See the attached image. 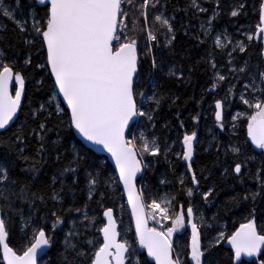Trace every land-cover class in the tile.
<instances>
[{
	"label": "snow or ice",
	"instance_id": "1",
	"mask_svg": "<svg viewBox=\"0 0 264 264\" xmlns=\"http://www.w3.org/2000/svg\"><path fill=\"white\" fill-rule=\"evenodd\" d=\"M220 2L221 0H214L215 9L207 20L208 27L204 23L200 25L205 36L211 31L212 21L222 11ZM246 3L247 0H234L228 15L238 17L246 14ZM167 7L166 0H142L138 6L133 4V0H14V4L0 0V12L16 26L14 31L17 35L13 39H17L28 49L24 64L32 69V74L26 76L23 70L16 69L14 61L6 62L9 60L6 49L13 45L5 44L7 29L0 27V146H3L8 154H14L18 160L23 161L28 167L22 168L21 171L30 174L25 182L20 183L17 190L15 186L18 181L10 174L11 161H8L7 157L0 161V246L3 249L5 264H38V255L47 254L45 250L53 244L52 234L64 223L62 215L53 211L51 215L55 219L51 225V234L46 232L44 227L35 225L31 241L18 254L9 246L7 221L11 212L23 217V208H14L12 198L15 197L30 206L29 221L41 219L47 223L44 216L36 215L40 212L39 205H46L47 200L60 201V193L65 189L73 194L74 200V189L79 184L81 172L87 181V201L91 202L96 198L102 213L100 216H90L87 211L88 203L82 207L66 209L68 212L81 213L83 221L89 223L72 220V229L67 232L63 240V251L59 254L60 264H151L147 257H151L155 264H216L212 252L222 240L231 244L236 261H240L244 255L251 257L261 254L264 249V234L261 233L264 229L258 230L256 202L264 201V151L260 153L262 160L253 172L247 165L251 164L254 158L246 156L240 147H232V153L243 159L225 167L223 174L227 175L231 171L241 183L245 176H249L257 181L258 186L254 191L245 190V194L233 197L231 201L232 207L241 202L252 204L247 223L241 224L239 230L230 236L217 228L218 236L207 245H202L201 228L207 227L210 231L213 225H206L202 216L198 224L195 221V210L190 203L186 209L184 204L174 206L175 197L165 193L153 198L148 204L145 202V189H137L138 174L152 164L143 157L164 155L167 159V151L171 149L162 153L158 137L149 139L151 133L146 135L140 132L136 135L132 129L140 123L141 118L145 124L155 128L157 113L163 102L169 99L175 105L180 99L179 96L166 97L156 91L148 95L140 90L141 67L145 61L150 63L152 70L160 66L156 59V51L161 44L160 37L175 55L173 42L177 38V18L175 15H166ZM187 7L199 13L208 12L198 0H189ZM149 8L153 10L152 19L156 31L153 27L145 29L142 23L148 21ZM25 9L27 18H23ZM38 9H42V14ZM16 10L20 11L21 19H17ZM133 11L138 13V16L129 28L127 21ZM257 11L259 23L254 32L243 33L248 43L237 40L232 44L230 38H227V43H221L219 36L214 37L215 46L224 49L232 44V47L231 51L227 52V75L219 73L214 54H208V63L213 71L212 89L230 78L239 83L241 74L247 73V60L241 66H232L234 52H246L254 41L264 45V0H261ZM130 32L134 35H130ZM188 34L185 27L184 35ZM141 36H144L143 46ZM195 39L200 43L205 42L199 35ZM34 54L37 57L35 63ZM260 56L264 58V49L261 50ZM255 67L257 70L248 74V81L242 85L239 93L235 91L236 84H231L227 93L234 99L238 98L251 110V114L247 116V135L257 148L264 150V68L259 64ZM193 71L192 68L188 69L189 81ZM169 75L181 81L185 79L183 68H173ZM14 81L17 86L13 94ZM26 81L33 85L34 91H39L47 97L34 110L28 106L31 116L38 122L27 133L24 131V125L16 130L10 127L17 113L22 110V101L27 98ZM53 93L55 95H52ZM65 102L69 112H65L62 107ZM226 103L231 104L227 95L224 99L216 100L214 104L215 121L219 122L221 129L224 127L223 109ZM64 116H67L69 131L75 129L84 141L101 146L111 154L118 169V177L108 176L102 165L94 166L89 162L90 149L86 144H73L69 149L64 143V135L59 130L64 123ZM239 116L240 113H237V118ZM40 117L43 119H39ZM54 119H58L60 123L50 127L49 122ZM192 119L199 123L200 116L196 115ZM180 125L183 127V121ZM8 133L11 135H7ZM49 133H55L56 139L53 140ZM30 138H34L37 145L32 155L26 154L25 151ZM197 143L196 131L190 134L185 132L181 156L188 162L190 182L199 185L197 172L192 168ZM47 157H52L53 162L59 165L57 172L51 177V184L48 185L52 188L50 194L33 191L32 188L38 180L41 168L48 162ZM69 177L71 183L66 182ZM120 182L127 192L128 203L135 217V236L138 238L139 248L147 251L143 262L139 249L128 240L120 239L114 207L105 205V200L109 198L108 186L113 183L118 185ZM57 183L60 185L59 189L54 187ZM180 184H184L183 179ZM117 190L112 189L113 192ZM215 191V187H212L202 193L203 200L208 202L209 197H214ZM187 196H193L191 188L187 190ZM103 217L107 218L106 223L103 222ZM98 219L102 224L100 227H96ZM186 221L190 223L191 240L190 251L185 253V257L190 256V260L182 259L181 253L173 247V236L186 228ZM150 222H155L160 227H150ZM166 223L168 226L165 228ZM26 226H29L27 222ZM89 227H96V232L102 235V240L89 233ZM261 264H264V260Z\"/></svg>",
	"mask_w": 264,
	"mask_h": 264
},
{
	"label": "trees",
	"instance_id": "2",
	"mask_svg": "<svg viewBox=\"0 0 264 264\" xmlns=\"http://www.w3.org/2000/svg\"><path fill=\"white\" fill-rule=\"evenodd\" d=\"M6 3H13L14 0H5ZM142 0H133L134 5H139ZM167 12L166 15H175L177 22L175 24L177 28V38L173 42L175 46V55H173L168 47L164 45L162 37L159 50L156 51V59L159 68L152 70L150 63L145 61L141 67V91L151 95L153 91L159 92L166 97L179 96L180 99L173 105L171 100L166 99L159 112L157 113V120L155 128L151 125L145 124L141 118L140 123L133 127V132L139 135V129L145 128L148 130V134L151 133L149 139L157 136L161 145V152L164 153L167 149V159L164 155L159 157H151L145 155L143 159L145 161H151L152 164L149 168L145 169L143 176L140 178L138 185L139 188H144L145 202L150 204L153 198H156L157 190L161 187L165 188L172 197H175L174 206L184 204L185 209L190 203L195 210V221L199 224L201 222V216L204 218L206 225H213L209 231L207 227L201 228V242L202 245H207L210 240H214L218 236L217 228L223 230L226 235L230 236L237 228L247 223L249 218V212L252 208L250 202H241L236 207L231 206L233 197L245 194V190H256L257 181L249 176H245L243 183L235 179V174L231 171L227 174H223V169L233 165V162L243 157H237L232 153L231 149L234 146L241 148L242 152L248 156L254 158L251 164L247 167L251 168L253 172L260 164L262 157L260 153L264 150L254 148L248 141L247 135V116L251 114V110L247 109L246 105H243L238 98L234 99L230 93H227L228 87L231 84H236L235 91L239 93L242 85L248 81V74L255 72L256 65H260L264 68L263 58L260 56V52L263 49L260 42L254 41L248 50L244 53H240L238 50L234 52L232 66L238 67L243 64L245 60L248 61L249 67L247 73L241 74L240 82L237 83L235 79H226L220 82V86L212 89L213 71L208 63L209 53L214 54V59L221 75H227L229 70L227 52L230 45L235 44L237 40L246 41L243 33L245 31L254 32L255 26L259 23V12L257 11L261 0H247L245 12L238 17H231L228 15L230 6L234 3V0H221L220 7L222 9L220 15L212 21L211 31L205 36L200 29L201 23H204L206 27L207 20L211 16L215 9L214 0H198L203 7L208 9L207 13H199L195 9L188 8L189 0H166ZM253 5H256L254 8ZM185 9H187L185 11ZM42 14V9H38ZM17 19H21V13L16 10ZM27 9L24 11V17L27 18ZM138 13L133 11L130 13L129 28L132 27V21L136 19ZM153 10H148V21L143 22L145 29L153 27L154 25ZM0 27H6L7 33L5 44L11 43L13 47L7 48V54L9 60L6 62H15L16 69L24 71L26 76L32 74V69L28 68L24 64L26 53L28 49L25 45L19 42L17 39H13L17 35L14 31L15 24L5 17L0 12ZM185 27L187 28L188 35H184ZM134 35V33H129ZM159 36V33H157ZM217 34H226L232 38V44H229L227 48H220L214 45V37ZM199 35L200 39L204 40V43H200L195 37ZM141 46L144 43V36L140 37ZM37 57L33 55V62L35 63ZM176 68H183L184 77L183 81L176 79L169 75L170 70ZM192 68L194 71L191 73L189 81L188 69ZM26 93L27 98L23 101L22 110L18 117L17 122L11 127L13 130L18 129L21 125H24V131L27 133L29 129L34 128L37 124V120L33 119L29 107L36 109L40 103H43L47 98L45 94L34 91L33 85L26 81ZM209 89H212L209 91ZM52 95H55L54 93ZM231 101V104H225L224 111L225 116L223 119L224 127L220 128L219 122L215 121L214 117V104L216 100L224 99L225 96ZM61 100V99H60ZM27 105V106H26ZM65 112H68L65 106L62 104ZM240 113L239 118L235 117L234 121H231L233 113ZM177 113L179 118L177 119ZM196 115L200 116L199 123L192 118ZM39 119H43L40 117ZM64 123L59 129L64 135V143L71 148L73 144L78 146L81 143L75 136L73 129L69 131L67 129V116L63 117ZM183 121V127L180 122ZM60 121L54 119L49 122L51 127L53 124H58ZM166 125V126H165ZM235 125V127H233ZM192 131L197 133L196 154L192 162V168L197 172V179L200 180V184H194L190 182L191 173L187 170V163L182 159V147L181 142L185 132L190 134ZM7 135H11L8 133ZM53 140L56 139L55 133H49ZM139 143V141H137ZM36 141L34 138L29 139V146L26 148V154L32 155L36 147ZM217 148L219 152H217ZM7 157L8 161H11L12 167L10 174L13 178L17 179L18 183L15 186L18 190L20 183L25 182L26 178L30 175L22 172V168L28 166L16 158L14 154H8L3 146H0V161ZM47 163L41 168L40 175L35 184L32 185L33 191H41L46 194H50L52 191L51 177L57 172L59 165L53 162L52 157H47ZM94 166L102 165L104 171L108 176L117 177L113 167L108 162L107 158L99 155L90 150V161ZM91 170V169H89ZM243 171V169H242ZM208 177V179H204ZM183 179L184 184H180V180ZM164 183H161V181ZM71 183V177L66 181ZM86 177L83 172L80 174L79 184L75 186V199L73 200V194L65 189L60 193V201L47 200L46 205H39L40 212L37 216H44L47 219V223H44L41 219L28 220L31 214L30 206L20 200H16L15 197L13 207L23 208V217L15 212L9 213L10 219L8 223V243L9 246L18 252V254L28 246L29 241L32 239V232L35 225L44 227L46 232H50L54 217L51 213L53 211L62 215L64 223L59 225L53 236V244L50 247L48 253L43 259L39 261V264H60V252L63 251V240L68 231L72 229V220H76L78 223L83 221L81 213L68 212L66 209L70 207H82L85 203H88L87 211L90 216H100L102 209L96 202V198L93 201L88 202L86 196ZM2 187V185H0ZM59 189L60 185L57 183L54 186ZM215 187L216 191L214 197H209L208 202L203 200L202 193L209 188ZM116 188L117 191L113 192L112 189ZM191 188L193 196H187V190ZM109 198L105 200V205L113 206L115 215L119 221V231L122 240H128L137 247L136 237L132 220L130 218L128 209L125 204L124 196L120 187V183L117 185L113 183L108 186ZM64 211H61V210ZM256 220L258 230L264 229V201L257 200L256 202ZM178 210V208H177ZM103 219V218H102ZM26 222L29 226H26ZM104 222V219H103ZM87 224L88 221H83ZM102 224L98 219L96 221V227H100ZM165 224V228L167 227ZM96 227H89L88 232L94 234L101 239V236L96 232ZM261 234H264L262 231ZM191 240V228L186 227L180 232L176 233L173 240V247L176 251L181 253V258L190 260V256L185 257V253L190 251L189 245ZM226 241L222 240L217 244L212 252V258L216 264H261L264 260L263 253L256 257L251 262L242 260L241 262H235L232 251L226 247ZM141 261L146 257L144 254L139 253ZM0 264L2 263L0 253Z\"/></svg>",
	"mask_w": 264,
	"mask_h": 264
},
{
	"label": "water",
	"instance_id": "3",
	"mask_svg": "<svg viewBox=\"0 0 264 264\" xmlns=\"http://www.w3.org/2000/svg\"><path fill=\"white\" fill-rule=\"evenodd\" d=\"M257 42H259V41H257ZM262 47H263V49H264V45H262ZM263 61H264V58H263ZM14 91H15V81L13 82V94H14ZM60 99L62 100V97H60ZM23 101H24V100H23ZM23 101H22V105H23ZM63 105L65 106V108H66L67 111L69 112L70 110L67 108V104H66V102L63 103ZM19 115H20V112L17 113V117L14 118V122L10 125V127H12V126L17 122ZM224 116H225V111H224V109H223V119H224ZM73 132H74L75 136L77 137V139H78L79 141H81V143L86 144L87 147H88L90 150H92L93 152H95V153H97V154H99V155H102V156L106 157L107 160H108V162L110 163V165L113 167L116 176L118 177V169H116L115 161H114V159L111 157V154L108 153L106 150H104L101 146H98V145H92V144L88 143L87 141H84L83 137L80 136V134H79L78 132H76L75 129H73ZM248 141H249V143H250L254 148H257V147L252 143L251 138H250L249 136H248ZM194 156H195V154H194ZM194 156H193V159H194ZM143 174H144V172L139 173L138 176H137V189H140L139 186H138V181H139L140 178L143 176ZM120 187H121V190H122V193H123V196H124V200H125L126 207H127V209H128V212H129L130 218H131V220H132V224H133V228H134V233H135V217L132 215V208H131V205L128 203L127 192L124 190V187H123L122 182H120ZM114 217L116 218V221H117V224H118V231H119V222H118V220H117V217H116V215H115V212H114ZM103 219H104V223H106V222H107V218H106V217H103ZM149 226L152 227L150 224H149ZM188 227H189V226H188ZM239 228H240V226L237 228V230H239ZM237 230H236V231H237ZM100 236H101V240H102V235L100 234ZM174 236H175V234H174ZM174 236H173V239H174ZM135 237H136V236H135ZM120 239H121V238H120ZM136 241H137V246H138V249H139V253L144 254V255L147 257V251H146V249L139 248V241H138V238H137V237H136ZM226 247L229 248V249L232 251V253H233V258H234V261H235V262H241L242 260H244V261H246V262H251V261H253L256 257L260 256V255L263 253V251H264V249H262V250H261V254L258 255V256H251V257H249V256H247V255H244V256L241 257V260H240V261H236L235 256H234V249L232 248L231 244L227 243V241H226ZM49 249H50V248H48V249L45 250L46 253H48ZM0 253H1L2 263L5 264V261L3 260V249H2V246H0ZM44 256H45V254H43V253L40 254V255H38V258H37L38 263H39V261H40ZM147 259H148L149 261H151V264H155V261L152 260L151 257H147Z\"/></svg>",
	"mask_w": 264,
	"mask_h": 264
},
{
	"label": "rangeland",
	"instance_id": "4",
	"mask_svg": "<svg viewBox=\"0 0 264 264\" xmlns=\"http://www.w3.org/2000/svg\"><path fill=\"white\" fill-rule=\"evenodd\" d=\"M216 36H219L220 37V40H221V43H227V38H230L232 40V38L230 36H226V34H217L215 35ZM232 45H230L229 49H231ZM16 85V84H15ZM17 86V85H16ZM237 116V113L234 112L233 115H232V119L231 121H234L235 120V117ZM140 132H144L146 135L148 134V130H146L145 128H140L139 129V133ZM153 138H157V136L153 137ZM152 139V138H151ZM198 140V139H197ZM182 145V143H181ZM182 147V146H181ZM165 193H169V191H167L165 188L161 187L159 190H157V193H156V198H158V196H163ZM170 194V193H169ZM172 196V195H171ZM151 225L153 227H160L159 224H156L155 222H151ZM165 227V225H164Z\"/></svg>",
	"mask_w": 264,
	"mask_h": 264
},
{
	"label": "flooded vegetation",
	"instance_id": "5",
	"mask_svg": "<svg viewBox=\"0 0 264 264\" xmlns=\"http://www.w3.org/2000/svg\"><path fill=\"white\" fill-rule=\"evenodd\" d=\"M181 143H182V142H181ZM181 146H182V145H181ZM195 147H196V145H195ZM182 151H183V149H182ZM195 154H196V152H195ZM194 158H195V156H194ZM193 160H194V159H193ZM183 161H184V160H183ZM184 162H185V163H188V162H186V161H184ZM144 171H145V170H144ZM186 225H187L186 227L189 226L188 228H190V223H188L187 221H186Z\"/></svg>",
	"mask_w": 264,
	"mask_h": 264
}]
</instances>
